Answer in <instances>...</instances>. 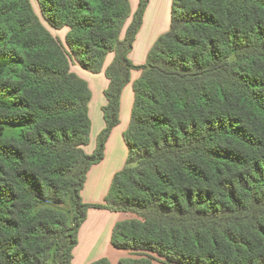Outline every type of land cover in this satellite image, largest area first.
I'll list each match as a JSON object with an SVG mask.
<instances>
[{
  "label": "trees",
  "instance_id": "trees-1",
  "mask_svg": "<svg viewBox=\"0 0 264 264\" xmlns=\"http://www.w3.org/2000/svg\"><path fill=\"white\" fill-rule=\"evenodd\" d=\"M37 2L43 20L31 0H0V264H71L89 208L132 215L112 229L132 253L119 264H264V0H172L139 66L149 0ZM44 21L67 29L65 48ZM68 53L92 73L113 54L90 154L91 92ZM133 68L125 166L85 203Z\"/></svg>",
  "mask_w": 264,
  "mask_h": 264
},
{
  "label": "crops",
  "instance_id": "crops-1",
  "mask_svg": "<svg viewBox=\"0 0 264 264\" xmlns=\"http://www.w3.org/2000/svg\"><path fill=\"white\" fill-rule=\"evenodd\" d=\"M137 3L138 0H130L132 13L135 11ZM171 5L172 0H149L143 15L141 27L135 36L132 49L128 54L132 63L138 65L145 64L151 46L160 35L169 29ZM129 21L130 18L128 19ZM66 31L65 29L63 37ZM112 59L113 54H108L104 59L102 70L98 73H92L84 68L75 67L73 65L76 62L75 60L71 63V70L87 81L91 92V98L88 103V115L91 122L90 139L88 145L85 146V151L88 154L92 153L95 149L96 137L104 128L102 107L106 103L104 90L108 85V79L104 74V70ZM140 74V70H131L130 80L122 89L119 122L112 128L108 136L102 160L93 164L88 170L80 193L85 203H103L113 176L125 166L128 148L124 141L123 133L129 125L134 101L133 83L138 79ZM93 88L99 89L100 94H98L97 98L93 94ZM93 102L96 110H93ZM128 217L129 215L121 211L89 208L86 218L78 231V243L73 249L71 264H88L102 257L109 258L110 262L115 264L112 258H116L117 260L128 256L126 250L114 248L110 243L114 224Z\"/></svg>",
  "mask_w": 264,
  "mask_h": 264
},
{
  "label": "rangeland",
  "instance_id": "rangeland-1",
  "mask_svg": "<svg viewBox=\"0 0 264 264\" xmlns=\"http://www.w3.org/2000/svg\"><path fill=\"white\" fill-rule=\"evenodd\" d=\"M31 2H32V5H33V8L35 9V11L40 15V8H39V5H38V2H37V0H31ZM137 8V7H136ZM171 9H172V5H171ZM136 10V9H135ZM41 16V15H40ZM131 18V17H130ZM41 19H42V16H41ZM43 20V19H42ZM44 24L50 29V31L52 32V34L56 37V39L61 43V45H62V47L63 48H65V46H64V37H63V34H64V32H65V29L66 28H62V29H60V30H55V29H52V28H50L46 23H45V21H44ZM67 30V29H66ZM67 32V31H66ZM66 34V33H65ZM68 55H69V53H68ZM69 57H70V61H71V63H73L74 62V59L71 57V55H69ZM133 65H135V66H139L138 64H134V63H132ZM75 67L77 66V67H79V68H81V69H83L82 67H80L76 62L73 64ZM143 65V64H142ZM132 71L133 70H139V69H136V68H133V69H131ZM135 82V81H134ZM93 94H94V96H95V98H97V96H98V94H100V92H99V89L98 88H93ZM93 110H96V107H95V104H94V102H93ZM16 132V130H14V129H12V128H6L5 129V135H12L13 133H15ZM127 149V148H126ZM128 154V153H127ZM126 154V155H127ZM128 156V155H127ZM126 156V157H127ZM126 161V160H125ZM125 214H127V215H129V217L128 218H131L132 217V215L130 214V213H126V212H124ZM124 250V249H123ZM127 252H128V256H126V257H129V256H131L132 255V253L129 251V250H126ZM124 258V257H123ZM109 259V258H108ZM113 259V262L115 263V264H119V260L121 259H117L116 260V258H112Z\"/></svg>",
  "mask_w": 264,
  "mask_h": 264
}]
</instances>
